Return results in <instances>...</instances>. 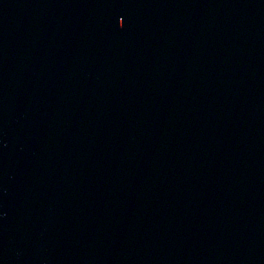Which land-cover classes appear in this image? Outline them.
<instances>
[{"label":"water","instance_id":"95a60500","mask_svg":"<svg viewBox=\"0 0 264 264\" xmlns=\"http://www.w3.org/2000/svg\"><path fill=\"white\" fill-rule=\"evenodd\" d=\"M0 264H264V0H0Z\"/></svg>","mask_w":264,"mask_h":264}]
</instances>
